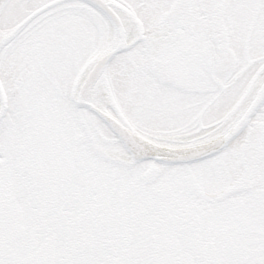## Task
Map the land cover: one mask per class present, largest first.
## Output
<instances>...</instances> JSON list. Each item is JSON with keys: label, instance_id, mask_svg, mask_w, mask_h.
<instances>
[{"label": "snow or ice", "instance_id": "1", "mask_svg": "<svg viewBox=\"0 0 264 264\" xmlns=\"http://www.w3.org/2000/svg\"><path fill=\"white\" fill-rule=\"evenodd\" d=\"M0 264H264V0H0Z\"/></svg>", "mask_w": 264, "mask_h": 264}]
</instances>
